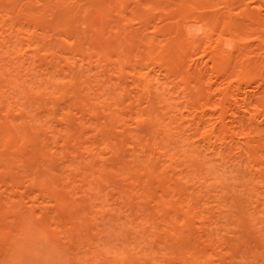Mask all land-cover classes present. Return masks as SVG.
Listing matches in <instances>:
<instances>
[{
  "label": "bare ground",
  "instance_id": "6f19581e",
  "mask_svg": "<svg viewBox=\"0 0 264 264\" xmlns=\"http://www.w3.org/2000/svg\"><path fill=\"white\" fill-rule=\"evenodd\" d=\"M0 264H264V0H0Z\"/></svg>",
  "mask_w": 264,
  "mask_h": 264
},
{
  "label": "rangeland",
  "instance_id": "374dc122",
  "mask_svg": "<svg viewBox=\"0 0 264 264\" xmlns=\"http://www.w3.org/2000/svg\"><path fill=\"white\" fill-rule=\"evenodd\" d=\"M232 220H234V218H232ZM231 226H234V224H232ZM220 231H222V233L228 232L226 228H222V230H220ZM226 238H227V237H226ZM228 238H229V237H228ZM174 256H175V255H170V257H171L170 260L173 261V260H174Z\"/></svg>",
  "mask_w": 264,
  "mask_h": 264
}]
</instances>
